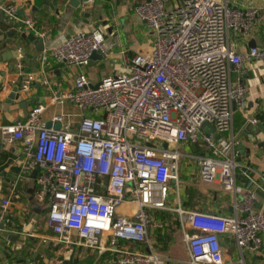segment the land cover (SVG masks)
<instances>
[{"label": "built area", "instance_id": "2783aa9c", "mask_svg": "<svg viewBox=\"0 0 264 264\" xmlns=\"http://www.w3.org/2000/svg\"><path fill=\"white\" fill-rule=\"evenodd\" d=\"M134 10L151 30L148 51L127 56L124 71L91 81L85 71L91 53L105 55L100 32L84 28L44 50L42 69L48 61L78 68L72 86L56 88L43 75L45 102L22 121L0 124V142H20L22 172L35 175V197L47 204V223L58 243L101 252L108 236L111 243L126 240L148 249L124 250L105 264H165L151 249L148 225L151 211L167 208L181 157L194 161L201 182L240 195L235 207L243 213L175 208L189 263L222 264L226 236L241 252L257 251L264 211L254 207L252 190L236 184L239 175L249 178L233 133L234 113L246 108L247 99L245 86L232 76L250 60L259 62L264 74V44L240 53L229 37L250 33L257 10L236 8L227 0H180L172 7L165 0H144ZM0 13L26 32L45 36L31 19L19 16L14 4L0 5ZM34 80L32 74L21 75L18 91L26 92ZM67 105L75 112L66 111ZM55 108L60 111L46 119ZM204 123L214 129L208 126L206 133ZM185 144L195 150H181ZM124 204L135 208L132 214L119 212ZM8 205V199L1 200V220H8Z\"/></svg>", "mask_w": 264, "mask_h": 264}, {"label": "crops", "instance_id": "0c3cea01", "mask_svg": "<svg viewBox=\"0 0 264 264\" xmlns=\"http://www.w3.org/2000/svg\"><path fill=\"white\" fill-rule=\"evenodd\" d=\"M141 1L144 0H0V5L14 4L21 18L31 19L35 29L45 33L43 38L28 33L23 24L11 23L0 13V124L22 121L34 105L45 102L46 92L40 83L43 75L49 77L56 88L72 86L78 68L48 61L42 69L41 55L44 50L60 45L68 36L81 29L96 30L103 35L105 55L102 54L100 60H91L85 68L91 81L124 71L127 56L148 51L152 43L151 30L134 10ZM227 1L236 8L257 10L255 27L250 33H230V40L234 42L237 51L244 53L253 46L264 44V0ZM179 2L165 0L167 7L176 6ZM30 34L34 35L35 41L29 38ZM40 39L43 40V50L37 48L36 40ZM18 63L21 69L17 68ZM23 74H32L35 80L21 94L18 84ZM232 79H239L245 86L247 99L246 108L234 113V136L236 140L242 132L245 136H252L248 142L244 135L237 140L238 144H243L250 151L241 152L237 148L238 161L248 167L249 178L239 175L236 184L242 190H252L254 207L264 211V131L260 129L257 134L253 131L257 124L264 128V74L259 62L250 60L244 64V70L232 76ZM14 87H17L16 91ZM64 109L75 112L69 105ZM54 111L60 109H51L46 113V119ZM251 118L256 119L255 124L250 123ZM248 125L251 128L245 130ZM181 147L187 152L194 151L191 145ZM23 159L20 142H0V202L3 199L9 200L8 220L0 219V261L5 264H105L117 258L124 250H148L142 244L132 241L116 240L111 243L108 236L103 237L104 249L101 252L76 244L58 243L47 223L48 206L35 197V175L26 177L22 172ZM183 165L180 161L179 168ZM194 168L197 169L195 163ZM188 173L191 171L185 172ZM180 181L178 175L177 183L171 185L167 208L151 211L148 225L151 249L166 259L165 264H190L175 208L213 211L225 216L243 214L235 207L240 195L223 192L218 183L211 184L218 188L216 195L196 193L203 199L196 201V197L192 198L179 189ZM134 209L132 205L124 204L119 212L130 215ZM221 244L222 264H264V237L257 251L247 247L241 252L233 238L227 236L221 239Z\"/></svg>", "mask_w": 264, "mask_h": 264}, {"label": "rangeland", "instance_id": "374dc122", "mask_svg": "<svg viewBox=\"0 0 264 264\" xmlns=\"http://www.w3.org/2000/svg\"><path fill=\"white\" fill-rule=\"evenodd\" d=\"M180 149L182 150L183 148L181 147ZM180 161H182V164H185L179 168V177L181 180L179 183V189H181L183 193L188 194L192 198L196 197L197 199L196 201L203 200L196 193H199V194L209 193V194H214V195L217 194L218 188L216 185L206 184V183L201 182L198 179L197 169L194 168V161L192 159L188 157H181ZM192 161L193 163H191ZM191 165H193L192 167L194 168V171H192ZM190 171L191 173L185 174V172H190ZM170 191H171V187H170Z\"/></svg>", "mask_w": 264, "mask_h": 264}, {"label": "water", "instance_id": "95a60500", "mask_svg": "<svg viewBox=\"0 0 264 264\" xmlns=\"http://www.w3.org/2000/svg\"><path fill=\"white\" fill-rule=\"evenodd\" d=\"M29 38L31 39V40H34L35 41V37H34V35L33 34H30L29 35ZM36 43L38 44V50H43V40L42 39H40V40H36ZM103 58V55L100 53V52H98V51H93L92 53H91V55H90V58H89V62H88V64L90 63V61L91 60H95V59H102ZM17 90V87H14V91H16ZM51 125V123L48 121V122H46V126L47 127H49ZM208 126H209V128H210V130L212 131L214 128H213V126H211V125H209L208 123H204L202 126H201V129L203 130V131H205L206 133H208V131H207V129H208ZM54 127L55 128H59L60 127V123H56L55 125H54ZM251 127L248 125V126H246V128H245V130H249ZM262 130V131H264V128L260 125V124H257L256 126H255V128H254V134H257L258 133V131L259 130ZM242 135H244L245 136V133L244 132H242L241 133V135H239V137L237 138V140H239L240 139V137L242 136ZM252 136L250 135L249 137L248 136H245L244 138H245V140L248 142L249 141V139L251 138ZM191 147H192V149L193 150H195V145L194 144H191ZM237 148L238 149H240L241 150V152H243L244 150L247 152V153H249V151H250V149L249 148H245L244 146H243V144H238L237 145Z\"/></svg>", "mask_w": 264, "mask_h": 264}]
</instances>
